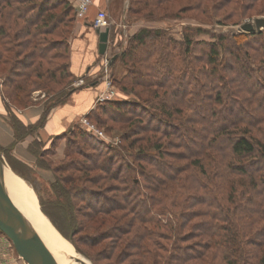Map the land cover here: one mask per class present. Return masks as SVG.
<instances>
[{
  "label": "trees",
  "instance_id": "trees-1",
  "mask_svg": "<svg viewBox=\"0 0 264 264\" xmlns=\"http://www.w3.org/2000/svg\"><path fill=\"white\" fill-rule=\"evenodd\" d=\"M168 1L129 0L127 18L144 9L153 17V11ZM233 1L241 5L247 0ZM167 17L164 14L158 19ZM74 19L67 0H0V101L6 108L26 107L32 103L33 90L54 94L73 79L68 69V37ZM201 45L200 56H194L192 49ZM220 47L226 52L223 62ZM117 57L125 73L116 84L135 100L99 102L87 118L98 126L106 125L107 130L121 124L122 142L137 148L135 165L116 162L120 150L109 145L99 148L100 142L90 138L83 127L74 126L65 135V154L74 152L83 159L67 166L100 170L98 177L103 173L117 182L112 186L116 192L104 197L75 186L67 188L51 174L54 189L66 193L62 202H52L61 220L73 232V225L80 222L74 214L76 200L87 194L96 200L95 213L122 211L124 220L119 218L122 227L116 226L118 233L136 229L128 241L139 264H264V141L257 135L264 124V29L221 33L215 42H206L194 41L189 33L177 40L163 29L142 25L127 37ZM194 71L207 79L198 81ZM220 79L227 80L226 86L218 84ZM148 145L155 154L149 153ZM176 145L184 152L165 148ZM83 147L93 154L83 152ZM179 160L187 165L177 164ZM137 174L142 183L135 180ZM141 185L145 196L139 190ZM162 197L180 209L173 234L176 240L185 239L188 234L182 236V228L192 221L190 235L200 239L195 245L168 246L158 241L173 235L158 230V220L145 219L139 209ZM44 213L63 233L58 221ZM134 219L143 225L135 224ZM258 221L263 225L260 228L255 227Z\"/></svg>",
  "mask_w": 264,
  "mask_h": 264
},
{
  "label": "rangeland",
  "instance_id": "rangeland-1",
  "mask_svg": "<svg viewBox=\"0 0 264 264\" xmlns=\"http://www.w3.org/2000/svg\"><path fill=\"white\" fill-rule=\"evenodd\" d=\"M247 1H243L240 5L235 4V1L233 0H226L224 3H220V1L218 0H170L168 2H164L160 6V9H154L155 11L153 12L155 13V16L153 17L147 15L148 9H144L143 11L138 13V15L130 14L129 18H127L126 15V24H133L136 22V24H140V26L150 25L154 28H160L177 40H182L183 34L189 33V35L191 34V38L194 41L215 42L217 34L222 33L227 35L231 32H245L240 28L242 23L251 22L253 24V20L256 17H264V0ZM215 2H219L220 4L214 5ZM186 5H189V7H187L188 9L184 7ZM180 9H182L183 11H180ZM164 14L168 15L169 18L167 17L158 19V16H162ZM148 16L150 18H147ZM196 28L200 29V31L196 32ZM126 35L128 36L129 33H126ZM127 36H122L118 39L117 43L119 49L117 52H115L118 55L126 45ZM178 47H182V44L178 45ZM202 47V45L195 46L192 49V54L194 56L195 54L197 56H200L199 51L200 49H203ZM219 49V58L220 61L223 62L226 57V52H223L222 47H220ZM115 64L116 65H114L113 73L118 71V69L116 70V66L124 68L119 59ZM20 67L21 66H19V68ZM106 67H109L108 63ZM195 70H197V68ZM3 71L4 70L1 69V72ZM106 73L108 74V72ZM194 74L198 75V78H200L198 79V81H205V79H207L205 76H203V74L199 75L197 71H194ZM228 75L231 76L229 72ZM119 78L111 80L116 92V96L111 99H126V101H129L130 99L135 100L134 96H132L131 94L126 95L122 91H120L119 87L116 84V81H118ZM217 82L219 85L226 86L227 84V80L223 81V79L217 80ZM208 86L209 88L212 87V83H209ZM36 93L34 97V92L31 94L30 98H32V100H34L35 97L36 99L43 98L42 93H37V96ZM222 96L223 93H221L220 97L222 98ZM185 114L186 112L183 113L181 117ZM12 121L13 119L11 118L10 122ZM92 123L97 129L103 131V138H97L93 133H90L88 129L81 124V122L80 125L88 132L90 138L97 142H100L101 145L99 148L105 145H109L112 148H117V150L121 151V156H118L115 159L116 162H124L129 164L130 166H134V155L135 153H137V148H129L124 142H122L120 136L123 126L121 124H117L112 126L110 130H107L106 125H103V127H101L96 125L94 122ZM260 126L262 130L261 133L257 132V135L264 141V124H260ZM198 131H201V129H199ZM83 148V152L92 153V149H88V147ZM147 148L149 150V153L155 154L153 148L149 147V145L147 146ZM147 148L145 147V149ZM165 148H169V150L176 153L184 152V148L178 147V145H176V147L165 146ZM55 149V146L52 145L50 148L44 149L42 152H40L43 155L40 156V160L37 161L38 163H36V165L41 169H34L33 167H28L27 164L23 162L13 160L12 158H7L6 154L4 152H1L2 150H0V157L6 165L8 164V166L15 171V173H20V175L22 174L27 178V180L25 178L23 179L30 186V195L34 198L37 209H39V211L43 213V216L46 217L53 228H55L64 239L68 240L71 243L73 249L77 251V253H79L81 257L85 258L91 264H139L140 258H138V254L136 253L135 248L129 246L128 241L129 237H133L136 229H132L131 232L127 231L123 234L118 233V230L116 229V226L122 227V225L119 224L121 223L119 222L120 217L124 220L122 211L111 210L107 211V213H95L92 209V206L96 203V200L91 198L90 195L85 194V199L79 198V200H76V209H78L74 210V214L76 215V218H79L80 222L73 225V232H71L68 224L61 220L59 210L52 205V202H62L63 198H65L66 193L57 192L54 189L52 182L55 178H57L60 184L66 186L67 188H72L73 186H75L76 188H79L81 190L86 189L96 192V194H101L104 197L112 195L115 196L114 194L116 191H114L112 187L115 181L106 178L107 176L103 173L101 174L102 177H98V174L101 173L100 170H75L74 167L67 166L68 162L70 161L83 159L80 154H76L73 152L66 156V148H64L62 154H59V157H56ZM216 159H218V157H216ZM136 163L138 162L136 161ZM176 163L182 166L187 165V161L184 160L176 161ZM48 174H55V178L52 175L50 176V178H47ZM70 175H72V177ZM184 175L185 173L182 174V176ZM72 178L74 182L70 181ZM135 180H139L140 183H142V178L139 174L136 175ZM115 184H117V182H115ZM143 189L144 188L142 187V185L139 186V190L145 196L146 192ZM67 192H69L71 196L70 191ZM68 195L67 197L69 198ZM92 195V197H94V194ZM138 196L140 198H143V195L141 194H138ZM173 205L174 204L171 199H163L162 197V200L155 203L154 205L152 204L151 206V202L148 201L146 202V206H142V209H138L139 211H141V216L145 219L153 217L154 220H158L159 224L158 227H156L158 228V230L168 231L173 235L176 233V228L178 227L176 216L180 210ZM181 206L179 208H181ZM149 207H152L156 211L151 209L152 212H150ZM44 211L49 212L58 221L57 223H59V226L62 228L63 233H61L52 224ZM128 217L130 216H127L125 218ZM134 221V223L137 225L143 223L138 222L135 219ZM191 224L192 221H189L187 225L182 228V236L188 234L184 240H176L175 236L173 235L172 239L170 240L159 237L158 241L168 246H170L171 244L173 245L174 243L180 244L181 246H192L193 244L195 245V242L200 239L193 238L192 235H190L192 234ZM142 225H140V227ZM151 225L154 227L153 224ZM260 226H263L261 221L255 224V227L260 228ZM155 239H157V237H155ZM150 242L152 243V241ZM124 252H128L127 255H125ZM18 260H20L19 264H28L19 257L11 241L3 233L0 232V264H12L18 262ZM189 264L193 263L191 262Z\"/></svg>",
  "mask_w": 264,
  "mask_h": 264
},
{
  "label": "crops",
  "instance_id": "crops-1",
  "mask_svg": "<svg viewBox=\"0 0 264 264\" xmlns=\"http://www.w3.org/2000/svg\"><path fill=\"white\" fill-rule=\"evenodd\" d=\"M128 2L129 0H91L86 14L74 19L68 37V69L73 79L63 89L54 94L35 89L31 92H34L33 97L37 92L42 93L43 98H31L32 103L22 108L11 105L9 110L0 101V148H3L7 158L36 169L40 168L36 163L44 149L54 145L56 157L62 154L65 135L74 126H81L80 118L87 117V113L99 103L96 98L105 90L104 76L107 73H103L104 63L106 60L109 62L112 54L118 51V39L127 36L126 33L132 35L141 27L136 22L126 24ZM99 10L106 12L109 21L108 44L103 55L98 53V34L91 23ZM117 61L118 57L106 69L111 80L125 73V68L119 66H116L118 71L113 73ZM78 80L82 82L78 83ZM11 118L15 121L14 124L10 122ZM7 167L16 174L8 164ZM22 176L20 177L24 180ZM50 176L48 174L47 178ZM19 261L12 264H19Z\"/></svg>",
  "mask_w": 264,
  "mask_h": 264
},
{
  "label": "water",
  "instance_id": "water-1",
  "mask_svg": "<svg viewBox=\"0 0 264 264\" xmlns=\"http://www.w3.org/2000/svg\"><path fill=\"white\" fill-rule=\"evenodd\" d=\"M242 31H260L264 29V17H256L251 22H244L240 26ZM98 34V53L103 55L108 44V27L95 29ZM118 56L117 53L111 56L110 65ZM4 161L0 157V232H2L12 243L20 258L28 264H77V262L88 263L85 258H70L61 252L49 247L36 233L23 223L21 214L11 200L6 181L4 178ZM70 239V237H69ZM62 256V261L57 257ZM73 260V261H72Z\"/></svg>",
  "mask_w": 264,
  "mask_h": 264
},
{
  "label": "bare ground",
  "instance_id": "bare-ground-1",
  "mask_svg": "<svg viewBox=\"0 0 264 264\" xmlns=\"http://www.w3.org/2000/svg\"><path fill=\"white\" fill-rule=\"evenodd\" d=\"M4 178L10 197L14 205L19 210L23 223L31 228L38 237H40L49 247L56 249L70 258H80L74 252L71 243L64 239L60 233L53 228L51 223L43 216V213L37 209L34 198L30 195V186L26 181L14 174L6 164H4ZM62 261V256L57 257ZM73 261V260H72ZM77 262V264H88Z\"/></svg>",
  "mask_w": 264,
  "mask_h": 264
},
{
  "label": "built area",
  "instance_id": "built-area-1",
  "mask_svg": "<svg viewBox=\"0 0 264 264\" xmlns=\"http://www.w3.org/2000/svg\"><path fill=\"white\" fill-rule=\"evenodd\" d=\"M67 1L74 9L75 18H82L86 14L87 9L91 3V0H67ZM91 23H92V27H94L95 29L96 28L102 29L107 27L109 25V21L106 12L104 10L97 11ZM107 63L108 62L106 60L103 67L104 75L106 74ZM81 82L82 80H78V83ZM104 83H105V90L100 92L96 98L98 102L105 101L116 96L115 88L112 84L110 77H108L107 74L104 76ZM80 122L83 126H85L88 129L90 133H93L97 138L104 137L103 131L97 129L95 125L87 119V117L85 116L81 117Z\"/></svg>",
  "mask_w": 264,
  "mask_h": 264
}]
</instances>
